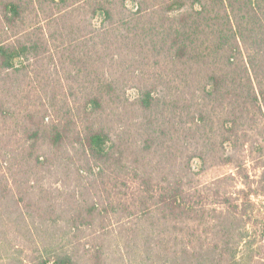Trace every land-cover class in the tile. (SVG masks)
Wrapping results in <instances>:
<instances>
[{"label":"trees","instance_id":"obj_1","mask_svg":"<svg viewBox=\"0 0 264 264\" xmlns=\"http://www.w3.org/2000/svg\"><path fill=\"white\" fill-rule=\"evenodd\" d=\"M43 57L81 80L89 117L135 104L147 137L129 160L104 126L78 130L75 105L44 118L34 139L80 177L71 202L56 184L36 233L21 216L32 264H264V161L254 178L243 156L264 157V0H0V85ZM129 59L152 75L134 103L112 70Z\"/></svg>","mask_w":264,"mask_h":264},{"label":"rangeland","instance_id":"obj_2","mask_svg":"<svg viewBox=\"0 0 264 264\" xmlns=\"http://www.w3.org/2000/svg\"><path fill=\"white\" fill-rule=\"evenodd\" d=\"M127 64L129 67H126ZM106 65L110 67V62ZM54 66L53 63H48L47 57H43L39 62L31 61L27 73L19 76L21 81L17 85L18 90L12 91L9 87L0 85V108L3 111H0V257L5 258L2 260L3 264H32L36 246L34 240L39 234L35 237L30 229H25L20 222L21 216H26L31 230L36 233L33 228H42L45 221L41 214L49 221L50 217L45 211L57 194L53 193L56 184L65 186L64 196L61 195L60 200L69 199L68 202H71L73 188L78 183L80 174L77 172V166L80 163H72L69 168L52 166L55 154L49 141L45 138L34 139L39 128L46 129V124L51 121L56 110L75 105V126L78 130L87 131L94 121L104 126L115 142L124 145L129 160L134 157L135 147L147 137L141 126V113L135 104L126 103L125 107V103L106 102L99 114L89 117V110L86 108L87 93L81 89V80L74 81V77L66 74L61 66H58V69L55 66L56 71ZM140 67L135 59L119 62L112 67L117 75H122L127 80L125 93L131 103L138 97L139 87L146 78H152L147 69ZM1 103L4 104L3 108ZM48 114H52L51 119L47 118L44 122ZM69 155L74 156L78 162L75 150ZM243 156L246 158L250 174L258 178L263 170L260 164L264 157L261 158L258 151H246ZM67 157L68 154H65L64 158ZM39 158L49 159L50 167L43 169ZM222 172L228 174L233 170L213 169L208 172L205 180L210 181ZM81 178L86 184L91 180L85 173ZM95 179H98V182L94 184L93 194L97 197L101 194L107 196L101 186L103 183L112 186L113 179L104 177L102 180L100 176ZM257 203L261 205L262 199L257 200ZM115 222L113 218L109 223Z\"/></svg>","mask_w":264,"mask_h":264}]
</instances>
